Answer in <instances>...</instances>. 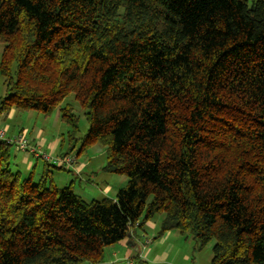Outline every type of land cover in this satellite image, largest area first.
<instances>
[{"label":"trees","instance_id":"1","mask_svg":"<svg viewBox=\"0 0 264 264\" xmlns=\"http://www.w3.org/2000/svg\"><path fill=\"white\" fill-rule=\"evenodd\" d=\"M0 45V116L60 108L73 135V94L81 152L128 178L86 202L0 140V264H104L160 213L211 264H264V0H0Z\"/></svg>","mask_w":264,"mask_h":264},{"label":"rangeland","instance_id":"2","mask_svg":"<svg viewBox=\"0 0 264 264\" xmlns=\"http://www.w3.org/2000/svg\"><path fill=\"white\" fill-rule=\"evenodd\" d=\"M3 49V45H0V61L2 60ZM5 94V79L0 75V97H3ZM65 105H71L73 108V113L78 117V131L73 135L70 125L65 123L61 118L60 108H56L48 116H45L43 113L37 111L28 113L16 112V118L10 119L8 117L2 116L0 117V120H2V125H10L12 127L9 135L12 133V131L14 132V130H18L23 125V127L28 128L30 132L34 131V134H36L38 130L43 129L45 131L44 137L48 143L53 140L55 141L56 139H63L62 146L58 148L57 153H54L53 156L52 154H50V156H52L53 158L57 157V155H59L60 153L66 154L70 152L71 154H69V156L75 158L76 162L78 163L91 161L94 169H96V175L94 176L92 180L93 182L91 183L88 182L87 179L84 180L83 174L79 175L74 170H58L56 168L51 169L50 174L52 176V179L59 188L72 186L74 191L78 193L86 202H90L94 199H115V193L117 191L116 189L119 185V181H117L118 179L116 178H124L125 180H128V178L123 175L111 174L103 170L107 160L106 148L102 145L97 143L81 152L83 144L82 139L87 134L89 129L88 122L85 118L82 107L77 102L73 94L65 99V101L63 102V106ZM9 135L6 134V138H9ZM26 137L29 141L30 138L28 136ZM47 144L44 148H41L39 146L37 147L40 148L42 153L49 155L50 149L48 148ZM11 149L10 164L14 170L20 171L25 176L32 173L35 180H38L42 176L44 170L49 171L43 159L36 160L32 155L24 153L19 149L16 150L15 146H13ZM26 155L30 156L29 163L23 161V158L27 157ZM108 186L113 187V189L110 192H105V188ZM163 218L164 214L160 213L155 215L154 218L151 219L152 223L156 224V227L152 228V226L149 225L150 228L147 231L148 236H155L156 238H159L158 236ZM174 232V234H180L179 236H184L186 239H189L188 242L184 245L182 244V246L184 250L194 249V256H196L197 258H204L208 253H212V248L215 244L214 241L200 250L198 249V245L191 235H182L178 231ZM112 252L113 249H109V247L106 248L104 252L105 259L111 258Z\"/></svg>","mask_w":264,"mask_h":264},{"label":"crops","instance_id":"3","mask_svg":"<svg viewBox=\"0 0 264 264\" xmlns=\"http://www.w3.org/2000/svg\"><path fill=\"white\" fill-rule=\"evenodd\" d=\"M7 117L10 119L16 118V112H10ZM1 121L2 120H0V128H6V134L9 135L12 127L10 125H2ZM22 133H25L26 136L30 138V144L33 146L44 148L48 143L44 137L45 131L43 129L38 130L37 133L34 134V131L30 132V130L23 127V125L18 130H14V132L12 131V133L8 136L9 138L6 139H13ZM62 143L63 139L50 141L47 144L50 149L49 155L52 154L53 156L54 153H57L58 148L62 146ZM17 149L18 148H16V150ZM62 155L65 154L60 153L57 157ZM26 156L27 157L23 158V161L29 163L30 156ZM34 158L36 160L41 159L36 157ZM46 165H48L49 170L57 168L55 166H50L47 163ZM76 167L79 170L78 174L84 175V180L87 179L88 182H93L92 180L96 175V169H94L91 161L80 163L76 162ZM116 179H118L117 181H119V185L115 194L128 184V180H125L124 178ZM105 189V192H110L113 187L108 186ZM149 225L152 226V228L156 227V224L152 223V220L144 223L141 227H139L138 223V225H136L131 234L124 241L109 247V249H113V252L111 253V258L104 260V264H211L212 253H208L204 258H197L194 256V249L184 250L182 246V244H186L189 239H186L184 236H179L180 234H174V231L167 232L164 236L159 238H156L155 236H148L147 231L150 228Z\"/></svg>","mask_w":264,"mask_h":264},{"label":"built area","instance_id":"4","mask_svg":"<svg viewBox=\"0 0 264 264\" xmlns=\"http://www.w3.org/2000/svg\"><path fill=\"white\" fill-rule=\"evenodd\" d=\"M6 132H7L6 128H0L1 141H6L14 145L16 148H18L20 151L24 153L30 154L36 158H41L49 165H53L58 168H63L65 170L71 169L79 173V170L76 167V160L72 156H66V157L58 156L53 158L50 155H46L45 153H42L39 147L31 145L25 133H22L19 136L9 140L6 139Z\"/></svg>","mask_w":264,"mask_h":264}]
</instances>
